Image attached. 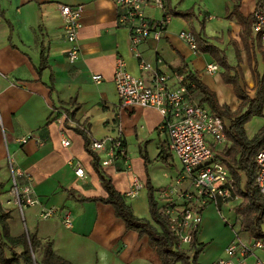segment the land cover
Wrapping results in <instances>:
<instances>
[{"label":"crops","instance_id":"crops-1","mask_svg":"<svg viewBox=\"0 0 264 264\" xmlns=\"http://www.w3.org/2000/svg\"><path fill=\"white\" fill-rule=\"evenodd\" d=\"M259 1L239 0L240 11L246 17L253 16ZM61 4L83 8L81 54L75 61L67 55L69 43ZM235 5L234 0H167L168 13L171 8L195 10L196 29L200 30L204 22V36L225 51L229 63L241 74L242 84L252 88L249 90L254 95V70L264 73V55L253 34L247 39L242 37V26L232 15ZM120 11L113 0H0V180L6 190L0 201L11 211L8 223L12 236L26 233L49 240L54 252L73 264H162L147 234L128 229L112 204L88 199L107 197L108 193L78 126L88 127L92 142L122 138L124 146L115 162L101 167L126 196L137 217L154 223L148 182L155 188L159 204L162 191L169 186L178 192L193 189L191 179L183 174V166L168 148L159 109L120 103L114 81L118 57L125 59L131 73L148 83L157 73L166 72L175 85L176 70L188 66L216 93L221 105L236 111L241 104L234 85L223 79V68L214 56L193 49L180 36L181 31L190 29L183 17L170 14L163 36L149 38L140 45L142 57L150 65L144 70L132 51L129 28L118 22ZM157 12L148 9L150 15H159ZM42 54L46 68L40 74ZM159 58L164 65H160ZM213 64L217 68L209 70ZM96 74L103 76L102 81L93 79ZM200 98L198 95L197 100ZM61 107L72 113L64 126L52 119ZM263 127L264 116H254L245 124L247 137L254 138ZM63 135L71 140L69 146L62 144ZM23 137L27 140L20 142ZM231 144L230 140L219 144L216 153L222 155ZM96 152L103 157V151ZM79 163L86 170L82 178L75 174L74 167ZM12 166L30 174L40 203L20 207L10 198L7 191ZM136 177L141 186L136 196H128L127 192L135 188ZM27 181L24 176L19 178L20 185ZM44 206H56L58 210L42 218ZM230 207L226 205L224 210ZM66 210L73 218L71 227L63 222ZM224 219L215 204L205 207L197 234L202 246L199 264H211L234 240L233 227L227 226L228 220ZM244 233V240L250 241ZM254 254L255 260L249 258L248 264H256V259L263 257L261 249L254 248Z\"/></svg>","mask_w":264,"mask_h":264},{"label":"built area","instance_id":"built-area-1","mask_svg":"<svg viewBox=\"0 0 264 264\" xmlns=\"http://www.w3.org/2000/svg\"><path fill=\"white\" fill-rule=\"evenodd\" d=\"M121 11L118 15L119 24L130 30V43L135 57L142 69H150L148 62L142 57L140 45L147 39H160L171 19L167 10V0H113ZM153 8L159 15H150L148 9ZM83 8L79 5L61 4L60 13L63 20L65 37L69 43L68 58L75 61L80 57L81 46L79 34L83 26ZM252 34L255 41L264 46V0H260L253 13ZM184 38L193 49H197L196 37L192 30L181 31ZM160 65H164L161 58ZM217 65H209V70H215ZM188 66L176 70L177 83H170L169 73H157L151 82L129 71L125 59L118 57L114 71L115 88L118 99L123 106H150L159 109L163 115L162 127L167 131L168 148L183 166V174L191 179L193 189L178 192L173 186L165 188L160 197L162 213L166 216L170 228L177 237L176 248H189L193 238L198 234L204 209L209 203L215 204L219 210L227 205L235 208L242 198L235 193V185L228 166L216 156L215 148L228 141L227 130L230 120L212 113L208 108L197 102L191 95L184 80L189 73ZM93 79L102 81L103 76L96 74ZM67 113L57 110L52 119L64 126ZM65 134V133H64ZM27 137L20 138L25 142ZM71 140L63 135L62 144L69 146ZM124 146L121 137L107 138L92 142L94 151H103L101 166L113 164ZM256 182L260 193L264 196V146L256 155ZM78 177L86 175L85 168L79 163L75 165ZM26 177L27 183L20 185L19 178ZM134 187L127 192L128 196H136L141 186L136 177ZM7 194L18 206L40 203L30 174L18 167H11V186ZM234 201V202H233ZM185 202V203H184ZM56 206H44L42 218L56 214ZM71 212L66 210L63 220L68 227L72 225ZM229 223V220H228ZM226 247L225 254L211 264H248L254 256V248L264 249L262 241L250 242L237 239ZM256 264H264L261 258Z\"/></svg>","mask_w":264,"mask_h":264},{"label":"trees","instance_id":"trees-1","mask_svg":"<svg viewBox=\"0 0 264 264\" xmlns=\"http://www.w3.org/2000/svg\"><path fill=\"white\" fill-rule=\"evenodd\" d=\"M236 1L232 15H235L242 26V37L247 39L252 36V18L246 17L240 11L239 0ZM169 14L183 17L189 24L194 33L197 42V50L203 53H211L217 63L223 68L222 76L225 82L234 85L235 93L241 100V104L236 111H233L229 105H221L217 99L216 93L211 90L201 78L190 69L184 84L187 85L191 95L195 100L201 95L199 102L208 108L215 115L226 117L230 120V127L227 130L228 140L232 142L230 147L222 151L218 158L225 163L230 171L235 185V193L242 198V202L235 206V224L238 223L240 231L247 232L250 242L262 241L264 247V196L260 193L257 178L256 155L261 147L264 146V127L258 134L249 139L246 135L245 124L254 116H264V73L260 74L254 70V80L256 89L252 95L247 88L246 83L242 84V76L238 70L232 66L226 56L225 51L214 43L210 42L203 34L204 22H201L200 30H197L193 19L197 14L193 8L173 9ZM264 55V46L258 41ZM46 68V59L42 54L41 66L38 69L42 74ZM53 75L51 81L53 84ZM53 90V85L50 86ZM75 101L72 100L71 103ZM58 110L67 113V122L71 117V110L61 107ZM78 132L83 136L86 150L93 156L92 165L106 189L107 197L88 198L110 203L115 207L116 214L121 217L128 229L137 230L141 235L149 236L151 246L159 253L162 264H199L198 255L202 251L201 244L198 243L197 235L194 236L189 248H176L177 237L168 224L166 216L162 213L161 206L155 197V188L150 182L147 184L149 207L152 219L139 218L134 214L132 207L127 203L126 196L118 191L101 167L102 157L91 148L92 141L89 137V129L84 124L77 127ZM244 179L242 178V174ZM4 183L0 180V196L5 192ZM185 203V202H184ZM11 217V211L4 208L0 201V264H73L70 261L57 255L49 240L37 238L31 234H22L12 236L8 220ZM234 229V226H232ZM23 245L21 250L17 247ZM41 251V259L30 261L31 250Z\"/></svg>","mask_w":264,"mask_h":264},{"label":"rangeland","instance_id":"rangeland-1","mask_svg":"<svg viewBox=\"0 0 264 264\" xmlns=\"http://www.w3.org/2000/svg\"><path fill=\"white\" fill-rule=\"evenodd\" d=\"M254 45H256V44H254ZM259 50H260V47H259ZM249 89H252V88H248V90ZM249 92L250 93H253L252 91H249ZM173 156L181 164V162L179 161V159L175 155H173ZM216 156H219V155L216 153ZM241 174H242V178L244 179V176H243V173L242 172H241ZM222 212L224 213L225 219L226 220H229V223L227 224V226H230V227L234 226V229L233 230H234V235L236 236V232L239 230V225H238V223L235 224L236 217H235V208H234V206H233V209H231V208H230V210H224L223 209ZM245 237H246V234L243 231H240V235L237 237V239L239 238V240H244ZM263 250L264 249H261L262 254H263V257H261L262 260H264V251ZM31 253H32V256L30 257L31 263H33L35 260L37 261V259L38 260L41 259V255L42 254H41V251L39 249H36L35 251H32L31 250ZM254 256H255V254H254ZM253 257L250 258V260L251 259H254L255 260V258H253Z\"/></svg>","mask_w":264,"mask_h":264}]
</instances>
